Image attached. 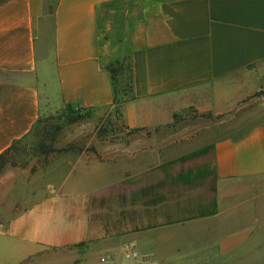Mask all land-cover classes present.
I'll use <instances>...</instances> for the list:
<instances>
[{
	"label": "crops",
	"instance_id": "1",
	"mask_svg": "<svg viewBox=\"0 0 264 264\" xmlns=\"http://www.w3.org/2000/svg\"><path fill=\"white\" fill-rule=\"evenodd\" d=\"M115 1L58 0L54 84L61 106H112L99 7ZM156 13L149 44L132 53L128 124L164 127L195 106L242 118L230 127L235 133L215 134L211 152L168 159L141 178L50 187L0 220V264L70 248L83 256L66 259L70 264H264V0H160ZM45 18V0H0V73L11 77L0 79V154L41 116L37 83L47 72L37 41ZM198 228L211 230L204 249L193 246ZM127 242L139 259L124 255ZM93 247L100 251H88ZM106 252L112 258L103 262Z\"/></svg>",
	"mask_w": 264,
	"mask_h": 264
},
{
	"label": "rangeland",
	"instance_id": "2",
	"mask_svg": "<svg viewBox=\"0 0 264 264\" xmlns=\"http://www.w3.org/2000/svg\"><path fill=\"white\" fill-rule=\"evenodd\" d=\"M159 1L121 0L110 2L101 10L100 58L104 65L125 62L123 74L116 75L114 81L120 98L122 84L127 85L128 91L124 98L127 102L107 108L61 106L56 101L53 18L47 15L37 41L39 63L47 72V77L38 79L37 83L41 95L40 124L27 135L20 155L0 173V220L12 216L24 203L35 200L50 187L92 186L118 178H141L168 159L192 158L211 152L209 146L216 136L219 139L233 136L235 132L230 127L242 118L214 115L195 106L175 114L173 122L164 127L149 129L128 124L124 108L133 101L132 53L149 44V28L159 25L156 16ZM1 78L11 77L0 73ZM206 232L211 233L210 228L193 230V237L198 239L193 240V246L200 249L208 246L204 243ZM84 247L89 249L91 245L81 249ZM93 249L88 251L95 252L98 247ZM81 257L70 248L20 264H70L66 259ZM111 258L112 254L106 252L101 261Z\"/></svg>",
	"mask_w": 264,
	"mask_h": 264
},
{
	"label": "trees",
	"instance_id": "3",
	"mask_svg": "<svg viewBox=\"0 0 264 264\" xmlns=\"http://www.w3.org/2000/svg\"><path fill=\"white\" fill-rule=\"evenodd\" d=\"M57 2H58V0H56L55 5H53L52 4V0H45V14L49 15V16H52L53 19H54L55 8H56ZM107 4L108 3H106V4L102 5L101 7H99V17H100V13H101L102 8L105 5H107ZM99 27H100V23H99ZM100 61H101V58H100ZM101 63H102V61H101ZM102 65L108 71V73L110 75V78H111V83H112V86H113L114 99H113L112 106L121 105V104L127 102L128 99H124V98H126L128 96L127 85L122 84L121 87H123V97L120 98L119 94L117 92V89H116L115 81H114V77L116 75L123 74L125 62L124 61H116L114 63H110L109 65H104L102 63ZM130 92L133 95L131 100H134L135 99V95H134V80H133L132 61H131V91ZM78 106H80V105H78ZM81 107H83V106H81ZM83 108L86 109V107H83ZM79 109H82V108H77L78 111H79ZM90 109H96V108H90ZM39 121H40V119H38V121L35 124V126L33 127V129H36L38 127V125L40 124V123L38 124ZM32 130L30 131V133L32 132ZM39 133H38V130H37V132H36V136L37 137H38ZM26 139H27V136L21 138L20 140L14 141L13 144L7 150H5L3 153L0 154V173L8 165H10L14 161L16 156L20 155V151H21L20 147H21V145L24 143V141Z\"/></svg>",
	"mask_w": 264,
	"mask_h": 264
},
{
	"label": "built area",
	"instance_id": "4",
	"mask_svg": "<svg viewBox=\"0 0 264 264\" xmlns=\"http://www.w3.org/2000/svg\"><path fill=\"white\" fill-rule=\"evenodd\" d=\"M123 251H124V255L127 258L137 260L140 257L139 252L137 251V249L134 246V243H128L125 246V248L123 249Z\"/></svg>",
	"mask_w": 264,
	"mask_h": 264
}]
</instances>
